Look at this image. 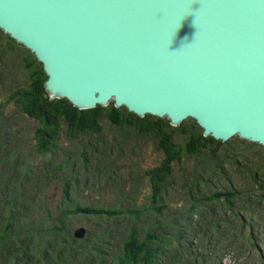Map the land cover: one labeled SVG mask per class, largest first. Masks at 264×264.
<instances>
[{"label":"water","instance_id":"water-1","mask_svg":"<svg viewBox=\"0 0 264 264\" xmlns=\"http://www.w3.org/2000/svg\"><path fill=\"white\" fill-rule=\"evenodd\" d=\"M0 29L52 98L264 147V0H0Z\"/></svg>","mask_w":264,"mask_h":264},{"label":"trees","instance_id":"trees-1","mask_svg":"<svg viewBox=\"0 0 264 264\" xmlns=\"http://www.w3.org/2000/svg\"><path fill=\"white\" fill-rule=\"evenodd\" d=\"M21 48L26 53L27 58H25L28 61L25 64L29 73L27 86L19 92L10 93L8 90L2 93L0 91V95L4 94L0 96V221L2 218L7 222L5 227H1L2 223H0V264H36L38 258L30 252L28 244L30 241L43 244L42 246L48 249L47 253L50 254L51 261L58 264H105L98 262L97 259H104L107 256L111 264H204L201 258L211 261L203 251H189L191 246L188 248L185 233L190 235L192 229H197L198 226L197 230L203 228L202 221L208 219L204 217L205 215L211 218L209 230L219 235L224 228L223 224H229V222L222 215L221 219L214 223L212 221L213 211L209 209L206 211V207L215 201L208 202L198 199L195 196V194L198 195V191H193L192 188L195 186L199 188L201 185L207 188L214 187L223 176L218 172L227 171V168L244 172L245 176L250 179V183L259 187L261 194H257L252 189L249 190V194L245 195L244 191L233 189L235 182L232 178L223 177L228 183L226 185L228 190L223 193L225 198L223 203L227 209L233 210V200H239L241 197L247 207H239V209L250 215V209L257 205L259 198H263L264 147L241 140L239 137H234L228 142L206 137L204 130L194 119L186 120L181 127L176 128L167 119L152 115L141 118L129 112L125 107L117 108L114 102L107 107L98 106L94 109L81 110L67 99H52L45 88L48 76L43 64L30 50L0 29V49H5L7 54L11 52L13 54ZM1 59L5 62L4 58L1 57ZM3 85L9 86L5 83ZM12 102L22 107L20 109L26 113L22 114L25 119L35 117L39 120L40 133L34 134L35 130L31 129L33 137L31 143L35 150L38 149L43 153L51 150L56 153V150H63L57 140L59 132L56 133L60 128L67 130L66 138L70 142L90 141L91 137L80 138L98 133L104 118L113 119L119 125L130 126V129L136 131L144 139L150 137L155 141L160 151L165 153V157L158 166L151 168L147 173L152 192L149 198V208L152 210L151 219H144L140 207L126 211L120 207L115 211L105 207L104 204L82 200L79 197L78 188L83 183H78L73 193L65 194L54 216L46 214L44 217L42 215L40 219L42 221L37 222L38 220L34 219L35 214L44 210V203L37 198L35 192H40L44 188L46 184H43V179L48 175V169H52L53 166L45 164L44 167L38 168L36 176H34V171L29 174L24 171L20 175L21 166L27 162L24 160L23 152L28 151L29 143L26 134L29 126L19 123V129L8 131L13 119L9 106ZM59 116H64L66 119L65 127L57 121ZM10 131L14 133L13 138L8 137ZM177 133L185 138V145L176 142ZM256 149L263 155L262 167L257 166V169H253L252 165L255 163L245 157L246 155L254 156ZM206 152L209 156L206 159L211 164H199L195 168V173L187 170L185 176H181L178 182L190 194L193 207L189 211L181 207L184 211L168 220L159 217L161 214L164 215V212L157 210L156 205L159 202H166L167 195L170 193L169 189L176 188L177 173L180 172L176 167L184 165L183 155L196 156L197 159L202 158ZM102 157L97 155L98 159ZM16 160H19L18 164L13 163ZM214 167L218 169V172L214 170ZM91 168H94L95 172H108L106 167H101L99 164ZM191 178L198 180V186L192 184ZM75 182L83 181L80 179ZM29 183L34 185L30 192L26 193L22 190L19 193L17 189L15 190V184L26 187ZM135 189L137 191L136 187ZM208 196V200H218L215 199L217 197L215 191ZM80 200L88 205L84 206ZM31 218L34 221H31ZM74 218H78L77 221L81 223L87 222V236L82 240L74 238L73 232L68 228L71 223L76 226V221L72 220ZM240 225L245 224L240 223ZM40 236L45 237L44 243L37 241ZM233 244H235L234 241L230 240L229 248L223 247L226 254H232L230 251L234 250L231 247ZM116 254L119 255L116 256Z\"/></svg>","mask_w":264,"mask_h":264},{"label":"rangeland","instance_id":"rangeland-1","mask_svg":"<svg viewBox=\"0 0 264 264\" xmlns=\"http://www.w3.org/2000/svg\"><path fill=\"white\" fill-rule=\"evenodd\" d=\"M22 51L23 49L21 48L17 50L16 53L12 54L11 52L7 54L5 49H0V91L2 93L8 90L10 93H12V91L19 92L27 86L29 73L25 68V64L28 61L26 59V53ZM1 57L5 59V62H3ZM3 83L9 86L5 87ZM9 106L11 108L10 113L13 114V124H10L8 131L11 129H19V123L29 126L27 127L28 132L26 134L29 143V145H27L28 151L23 152L24 160L27 162L21 166L20 175H22L24 171L27 172V174L34 171V176H36V170L38 168L44 167L45 164H51L53 166L52 169L49 168L47 171L49 172V176L47 175L43 179V184H46L44 188L40 192H35L37 198L44 203V210H40L35 214L34 219L38 220L37 222L42 221L40 220L42 215H44V217L46 214L54 216L65 194L73 193L74 188H76V186L78 187V183H83L78 188V194L82 200L93 201L95 204L101 203L104 204L105 207H109L115 211L120 207H123L122 209H124V211L140 207L139 209L142 211L144 219H151L152 210L149 208V198L152 192L150 178L147 176V173L149 172L148 170L159 165L160 161L165 157V153L160 151L157 143L150 137L144 139V137L139 135L136 131L130 129V126L119 125L113 119L104 118L98 133H92L80 138L85 139L91 137L90 141L76 140L70 142L69 139L66 138L68 134L67 130H65V128H60L56 133L59 132L57 140L63 150H56V153L54 150L43 153L38 149L35 150L32 147L33 143H31L33 142L31 129L35 130L34 134L40 133L39 126L41 124L39 120L35 117L25 119L22 114L26 113H24V110L20 109L22 108L21 106L16 103L14 104V102L10 103ZM57 121L65 127L64 123L66 119L64 116H59ZM21 135L23 136V134ZM175 136L177 143L180 145L186 144L185 138L182 135L177 133ZM8 137L13 138L14 133L10 131ZM89 146L91 148H88ZM64 151H66V153ZM97 155L103 157L98 159ZM253 155L254 156L246 155L245 158L255 163L252 165L253 169H257V166L262 167L261 159H263V155L257 149ZM207 157H209L207 152L203 154L202 158L199 157L197 159L196 156L183 155L182 160L184 165L176 167V169L180 171L177 173L176 188L169 189L170 193L167 195L166 202H159L156 205L157 210L164 212V215L161 214L159 217L168 220L176 216L177 213L184 211L181 207H185L188 211L193 207L192 201H190V194L186 192L178 182L181 176H185L187 170L189 172L194 171L195 173V168H197L199 164H211L207 161ZM18 162L19 160H16L13 163L18 164ZM95 164L106 167V171L108 172H95L94 168H91V166L94 167ZM214 170L218 172L216 167H214ZM262 170H264V166ZM218 173L223 176L214 187L212 186L213 188H207L201 185L199 188L195 186L192 189L193 191H198V195L194 193L198 199L208 202L215 201L213 204H208L206 207V211H208V209L213 211L212 221L214 223H217L223 215L226 217V221H228L229 224L224 223L221 234H216L212 230H209L211 218L205 215L204 217L208 219L202 221V224H204L203 228L197 230L198 226L197 229H192L190 231V235L185 233V240L186 238L188 239V248L191 246L189 251H203L207 254L211 261H207V258L204 259L200 257L201 261L205 262L204 264H264V192H262L263 198H259L256 202L257 205L254 206L253 209L249 208L251 211L250 215L239 209V207H247L246 203L243 201L244 199L241 197L239 200H233L234 209L229 210L225 207V203H223L225 202V200H223L225 199L223 193L228 190L226 187L228 183L223 177L232 178L235 182V188L233 189L240 192L244 191L245 195L249 194V190L252 189H254L257 194H261V192L257 185L250 183V179L245 176L244 172L227 168V171L223 170L222 173ZM186 177L190 178L188 175H186ZM80 179L83 182H75ZM191 179L192 184L198 186V180L196 178ZM33 188L34 185L32 183H29L26 187L15 184V190L17 189L19 193H21L22 190L28 193ZM175 189L177 190L174 191ZM213 191H215V194L217 193L215 199L218 200H208V195ZM31 194L34 195V193ZM82 200H80V202L84 206H87L88 204ZM72 220L76 221L75 223L77 224L75 226V224L72 225L71 223L68 225V228L73 232L74 238L82 240L83 238H78L76 233L84 229L85 236H87V222L81 223L77 221L78 218ZM31 221H34L33 218H31ZM37 222H35L36 225ZM0 223H2L1 227H5L7 224L2 218ZM240 223L245 225L241 226ZM35 224H33V226ZM226 232L228 233L227 235ZM61 233L64 232L61 231ZM233 235H235V239L232 237ZM10 237L14 238L11 235ZM229 239L235 243L231 246L234 249L230 251L232 254H226L223 248H229ZM37 241L44 243L45 237L40 236ZM28 244L30 252L35 254L38 258L36 264H58L57 262L51 261L49 258L50 254L47 253L48 249L43 247V244H35V241H30ZM118 255L119 254H116V256ZM16 260L18 262V259ZM97 261L111 264L108 256L104 259H97Z\"/></svg>","mask_w":264,"mask_h":264},{"label":"bare ground","instance_id":"bare-ground-1","mask_svg":"<svg viewBox=\"0 0 264 264\" xmlns=\"http://www.w3.org/2000/svg\"><path fill=\"white\" fill-rule=\"evenodd\" d=\"M126 108V107H125ZM86 110H89V109H86ZM147 116V115H146ZM165 118H167V117H165ZM168 119V118H167ZM170 122H171V120L170 119H168ZM171 124H172V122H171ZM179 126H181V125H179ZM178 126V127H179ZM176 127V126H175ZM209 137H211V136H209ZM216 140V139H215ZM243 140H245V139H243ZM247 141V140H246Z\"/></svg>","mask_w":264,"mask_h":264}]
</instances>
